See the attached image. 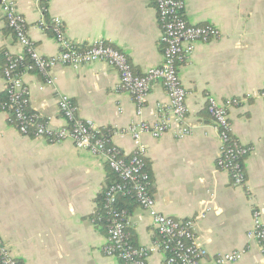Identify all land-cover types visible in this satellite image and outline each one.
<instances>
[{"label": "crops", "instance_id": "1", "mask_svg": "<svg viewBox=\"0 0 264 264\" xmlns=\"http://www.w3.org/2000/svg\"><path fill=\"white\" fill-rule=\"evenodd\" d=\"M184 2L189 23L213 24L222 35L198 42L188 62L179 65L191 133L179 138L175 125L160 138H142L150 189L160 212L194 220L198 241L208 250L203 264L231 251H244L232 264H264L259 244L248 237L254 208L261 210L264 222V0ZM16 6L44 56L61 51L51 24L59 17L70 40L85 47L104 38L127 55L136 73L163 61L155 0H50L48 12L37 0H16ZM6 50L20 52L21 47L0 8V90L5 88ZM51 75L53 85L37 71L23 80L30 91L29 111L52 117L53 127L66 124L59 94L69 95L79 116L105 132L137 120L134 99L117 89L119 73L111 65H58ZM209 94L222 102L238 101L230 109L232 134L252 147L243 159V187L234 186L230 174L217 165L220 140L207 111ZM168 102L164 85L155 81L143 118L155 122L158 107ZM111 142L127 157L135 149L129 134L114 133ZM109 170L101 155L78 148L72 140L52 143L24 135L0 113V240L21 264H118L117 257L105 254L106 225L95 218ZM124 206L133 242L152 246L158 239L152 218L138 204L125 200ZM165 257L161 250L152 252L147 264H165Z\"/></svg>", "mask_w": 264, "mask_h": 264}, {"label": "built area", "instance_id": "2", "mask_svg": "<svg viewBox=\"0 0 264 264\" xmlns=\"http://www.w3.org/2000/svg\"><path fill=\"white\" fill-rule=\"evenodd\" d=\"M158 21L161 27L160 42L163 47V61L145 73H136L127 55L104 39H98L82 47L70 40L59 17L52 19V31L61 51L55 56L42 55L29 35L26 18L18 11L16 0H0V8L7 26L15 35L20 52H4L5 88L7 101L0 99V113H5L19 131L28 136L46 138L52 143L72 140L83 150L101 155L107 165L117 174L119 180L105 191V208L110 215L107 227L105 254L116 256L120 264H147L152 252L165 253V264H203L208 250L198 241L193 219L180 220L160 212L151 192V176L147 169V148L144 135L160 138L179 125L177 136L183 138L191 133L186 122L188 92L179 77V65L188 62L198 42H208L220 38V30L213 24H191L184 17V0H155ZM43 12H48L50 0H37ZM101 61L114 67L119 73L117 89L132 95L136 104L137 120L123 129L102 131L96 124L79 116L76 102L67 94H59L58 108L66 124L53 127L52 117L29 114L30 91L24 75L37 71L45 77L47 85H53L55 78L51 71L58 65L80 68L92 62ZM160 81L164 85L169 102L158 107L155 122L143 118V113L152 84ZM264 95V92H263ZM236 99L223 102L216 96H207V111L211 115L220 140L217 165L226 170L234 186L243 187L247 178L244 157L251 146L242 144L232 134L230 109L237 104ZM114 133L129 134L135 143L133 153L127 157L111 142ZM133 195L139 206L152 218L158 239L150 247H136L129 238L128 228L132 225L130 214L114 207L120 196ZM200 214L199 217H202ZM252 229L248 237L259 244L264 254V222L258 208L252 210ZM244 251L218 254L212 264H232L238 261ZM0 264H21L13 256L7 244L0 240Z\"/></svg>", "mask_w": 264, "mask_h": 264}, {"label": "trees", "instance_id": "3", "mask_svg": "<svg viewBox=\"0 0 264 264\" xmlns=\"http://www.w3.org/2000/svg\"><path fill=\"white\" fill-rule=\"evenodd\" d=\"M44 1L45 0H43V2ZM7 96H8V93L6 91L0 92V99L1 100L7 101ZM27 112L29 114H34V113L29 111L28 107H27ZM146 164H147V161H146ZM147 168H148V165H147ZM118 180H119V178H118L117 174L112 169L109 170L108 175H107V179H106V185H105V188H104L102 194L100 195V199H99V203H98L99 204L98 210H97V213L95 214V218L100 219L101 223L106 225V229L110 223V215L107 213V209L105 208V197H104V195H105V191L110 187V185L113 184L114 182L118 181ZM125 200L129 201L131 203L138 204L133 195H128V196H120L118 198V201L114 204V207H117L120 210H124V211L128 212V214H129V210L124 206ZM128 233H129V228H128ZM129 238H130L131 243L134 246L138 247L133 242V240L131 239L130 233H129ZM118 264H120V260H119Z\"/></svg>", "mask_w": 264, "mask_h": 264}]
</instances>
